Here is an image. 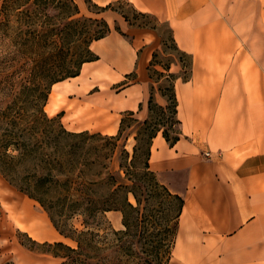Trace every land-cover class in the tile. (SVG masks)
<instances>
[{
  "label": "crops",
  "instance_id": "obj_1",
  "mask_svg": "<svg viewBox=\"0 0 264 264\" xmlns=\"http://www.w3.org/2000/svg\"><path fill=\"white\" fill-rule=\"evenodd\" d=\"M128 1L167 24L190 59L188 77L174 82L179 138L169 144L158 131L148 156L149 170L183 198L168 264H264V0ZM111 16L119 30L90 43L97 58L51 85L46 112H61L69 130L114 135L126 113L149 116L155 82L148 67L160 36ZM180 68L177 62L169 70ZM153 98L165 103L157 91ZM19 228L42 241L63 238L44 218ZM11 245L13 264L61 261Z\"/></svg>",
  "mask_w": 264,
  "mask_h": 264
},
{
  "label": "trees",
  "instance_id": "obj_2",
  "mask_svg": "<svg viewBox=\"0 0 264 264\" xmlns=\"http://www.w3.org/2000/svg\"><path fill=\"white\" fill-rule=\"evenodd\" d=\"M54 1L56 0H0V175L16 190L35 200L46 211L59 234L76 242V247L61 240L43 242V245L48 246L47 252L62 258L59 264H107L105 257L96 253L100 247L95 245L96 232L92 228L98 224L99 218L106 211L119 210L125 229L113 232L118 236V233H121L122 238H128V241L133 239L138 232L137 226L145 219L142 217V209L149 185L161 186L178 200L175 240L183 198L149 176L154 173L148 168V156L151 139L158 131H161L169 144H173L179 138L180 121L176 116L174 82L178 77L182 79L188 77L190 59L176 47L167 26L172 49L177 54L181 68L187 69L180 75L175 74L169 71V65L157 60L159 51L153 53L148 67L150 76L152 77V72L168 78V87L160 93L166 99H170L173 117L167 128L157 127L148 135L147 145L140 151L144 154L143 166L138 171L135 165L138 146L134 145L133 152L129 154L118 143L123 117L118 132L107 135L89 130H69L61 121V112L48 115L44 110L48 88L56 81L77 75L83 62L96 59V55L90 49V43L103 37L111 29L104 19H96L98 29L90 35L83 51L68 62L64 55V44L72 35L69 25L77 22V19L70 18L77 13V9L73 0H58L53 5ZM58 3L61 7L62 4L65 5L64 8L68 5L71 7L68 10L62 8L63 20H60L55 31L47 30L50 43L57 49V59L54 63L57 68L40 67L38 70L36 66L38 64H30L25 57V47L20 41L25 35L24 26L29 21L26 17H36L42 9L58 6ZM93 4L100 10L110 8L121 13L130 25L156 30L159 23L151 14L135 11L138 15L150 16L155 21L153 25L135 24L124 12L110 7L111 2L103 6ZM114 28L119 30L117 25ZM160 39V50L164 52L165 42L162 37ZM156 63L163 70L155 69L153 66ZM152 89L151 86L149 111L153 106L163 110L164 106L153 102ZM126 115L134 116L132 112ZM147 123V118L139 122L145 128ZM174 125H177L176 129L172 128ZM130 194L135 203L129 199ZM76 215L82 218L81 230H77L71 223ZM133 227H136V230ZM30 241L37 243L32 239ZM114 246L118 249L121 244L115 243ZM159 258L158 255H154L149 259V263L160 264ZM139 259L141 263L147 260L146 257Z\"/></svg>",
  "mask_w": 264,
  "mask_h": 264
},
{
  "label": "rangeland",
  "instance_id": "obj_3",
  "mask_svg": "<svg viewBox=\"0 0 264 264\" xmlns=\"http://www.w3.org/2000/svg\"><path fill=\"white\" fill-rule=\"evenodd\" d=\"M57 2L58 0L54 1L53 5ZM73 2L76 5L77 13L70 18L77 19V22L69 25V28L72 30V35L69 41L64 44V55L68 62L70 59H73L72 57H75L77 53L83 51L90 35L94 33L95 29H98L99 24H95L96 19H104L109 24L110 28L117 25L111 16V11L114 10L110 8L100 10L93 4L94 2L92 0H73ZM110 2V7L124 12L129 17L130 21L135 24H155L152 17L138 15L135 12L138 10H136L128 0H113ZM106 4L97 5L103 6ZM57 5L61 7L60 3ZM58 6H48L42 9L36 17H26L29 21L27 25L24 26L25 35L20 41H22L25 47V57H27L30 64H38L36 65L38 70L40 67L57 68L54 65L57 59V49H54V46L50 43V35L47 34V30L52 29L55 31L60 20H63L61 17L62 8L68 10L71 7L68 5V7L64 8L65 5L63 4L61 8ZM156 32L165 42L163 46L164 52L159 50L157 60L165 65H169V67L174 63H179L177 54L174 49H172L171 41L168 38L169 29L167 25L165 23H158L156 25ZM87 56L90 57V55ZM184 69H187V67ZM184 69L180 68L177 72L173 73L180 75L183 73ZM151 74L155 82L152 84V92L157 91L160 93L161 90L168 87L169 81L167 77L156 75V73L152 72ZM49 88L47 100L44 105L45 112L48 111L46 110V103L50 94ZM52 98L53 96L51 99ZM51 99L49 100L50 105L52 103ZM164 99L165 103L161 105L164 106L163 110L153 106L152 110L149 111L147 128H145L144 125H140L139 122L141 120L135 116H128L126 114L123 116L124 122L122 124V131L118 143L120 146H123L129 154L133 152L134 145L138 146L135 159V165L138 171L140 167L143 166L144 154L140 153V151L147 145L148 135L157 127L167 128L173 117L171 114V101L170 99H166L165 96ZM152 100L155 104L159 105L154 98H152ZM175 127H177V125H174L172 128L176 129ZM135 135H137V139H135ZM118 156L119 153L114 160V165L117 162ZM149 176L156 179L160 185H165L157 179L155 174ZM143 178L145 179V176ZM19 194L22 197L21 201L16 198ZM144 197L145 201L143 202L142 217L145 219L137 226V230L140 233L136 232L135 237L130 241H128V238H122V235H120L121 233H118V236L113 232L125 229L122 223V213L119 210L106 211L99 218L98 224L92 228L93 231L96 232L95 245L100 247L99 250H96V253L104 256L107 264H150L149 259L154 255L160 257V264H168L174 244L173 242L175 241L174 230L175 218L178 211V200L170 196L161 186L156 185H149ZM129 199L135 203L131 194L129 195ZM18 217H21V220L27 223H30L33 219L41 220L44 218L52 225L46 211L43 210L35 200L16 190L0 175V263L12 262L10 260L12 248L11 241H18V243L22 244L23 248L25 247L30 251L47 252L46 248L48 246L43 245L44 241L33 238L27 230L19 228V224L23 222H20ZM81 219L80 215H76L71 220V223L77 230L83 229ZM133 228L136 230V227ZM29 238L37 243H31ZM57 240H61L67 245L76 247V242L70 238L58 237ZM115 243H120L121 247L116 249L114 246ZM139 257H146V262L141 263Z\"/></svg>",
  "mask_w": 264,
  "mask_h": 264
},
{
  "label": "bare ground",
  "instance_id": "obj_4",
  "mask_svg": "<svg viewBox=\"0 0 264 264\" xmlns=\"http://www.w3.org/2000/svg\"><path fill=\"white\" fill-rule=\"evenodd\" d=\"M52 105H53V104H51V105H47V106H46V110H48V111L52 110V108H53Z\"/></svg>",
  "mask_w": 264,
  "mask_h": 264
},
{
  "label": "built area",
  "instance_id": "obj_5",
  "mask_svg": "<svg viewBox=\"0 0 264 264\" xmlns=\"http://www.w3.org/2000/svg\"><path fill=\"white\" fill-rule=\"evenodd\" d=\"M208 154H209L208 152H205V155H207V156H208Z\"/></svg>",
  "mask_w": 264,
  "mask_h": 264
}]
</instances>
